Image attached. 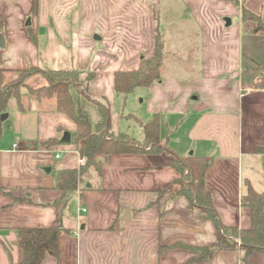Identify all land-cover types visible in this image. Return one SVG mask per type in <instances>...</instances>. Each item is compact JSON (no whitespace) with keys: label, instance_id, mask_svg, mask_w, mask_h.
Returning a JSON list of instances; mask_svg holds the SVG:
<instances>
[{"label":"crops","instance_id":"obj_1","mask_svg":"<svg viewBox=\"0 0 264 264\" xmlns=\"http://www.w3.org/2000/svg\"><path fill=\"white\" fill-rule=\"evenodd\" d=\"M241 1L0 0V68L9 70L6 80L28 68L75 69L83 80L94 73L84 90L111 106L114 72L138 69L159 34L163 79L135 88L141 89L138 114L126 117L145 121L157 114L159 140L172 152L211 157L204 186L218 216L247 229L244 181L255 188L251 173L264 174V165L256 167L264 161V35L252 31L254 22H242ZM244 5L264 19V0ZM170 63L182 71L166 72ZM30 77L35 87L46 83L40 73ZM25 90L8 100L10 120L0 113V129L8 125L0 130V187L23 197L17 201L0 190V264H17L23 256L17 228L60 221L68 230L59 236L60 255L46 254L41 264H245L240 249L214 250L198 260V248L216 242V228L184 196L158 195L178 173L167 165L171 159L157 154H95L100 171L90 167L67 200L54 202L60 194L55 172L77 169L85 158L73 143L74 121ZM76 97L94 130L96 104ZM110 114V131L117 134L111 108ZM10 132L13 138L6 139ZM64 132L69 142H62ZM176 244L186 247H171ZM247 264H264V253H250Z\"/></svg>","mask_w":264,"mask_h":264},{"label":"trees","instance_id":"obj_2","mask_svg":"<svg viewBox=\"0 0 264 264\" xmlns=\"http://www.w3.org/2000/svg\"><path fill=\"white\" fill-rule=\"evenodd\" d=\"M242 22H254L252 31L264 35V19L240 3ZM164 61V44L161 36L156 35L154 51L149 57H142L140 67L136 70H118L114 72V91L121 95L123 100L136 88L147 87L153 82H161L163 79L162 66ZM9 71L0 68V113H4L8 100L19 93L15 88L21 84L23 79L30 74L42 73L46 83L40 87L28 88L29 93L38 100L53 102V110L67 114L76 124V132L73 143L85 162L77 169L61 170L55 172L56 186L60 191L54 202L68 199L69 195L76 191L78 183L82 181L83 175L90 167L100 166L93 160L95 154L121 153H157V150L167 149L173 159L167 165L172 166L178 176L170 183L157 189L160 196L164 192L171 191L173 195L184 196L189 207L198 208L209 219L217 231V240L212 246L198 248L199 258H208L214 250H237L243 251V262L247 264L250 253L257 251L264 253V189L257 191L250 181H244V191L241 203L250 209L251 225L247 229L236 226H227L222 223L214 207L213 199L204 186L205 171L212 163L209 156L186 155L179 156L172 152L159 140V118L157 114L152 115L147 121L140 122L142 136L132 137L124 132L115 134L111 130V114L109 101L91 98L89 92L82 86L94 77L89 73L85 79H81L80 72L75 69L52 70L46 68H28L17 70L16 78L10 82L4 79V72ZM20 78V79H19ZM84 95L96 104L99 119L92 130L88 113L82 109L77 101V96ZM19 95V94H18ZM137 119L136 117H133ZM56 139H49L47 144L56 143ZM176 187V188H175ZM0 190L10 195L14 200H22L23 197L15 196L12 191ZM68 232L60 221L53 226L20 227L16 229L18 244L23 250L22 258L17 264H41L46 254L56 258L60 255L59 236ZM171 247H186L182 244Z\"/></svg>","mask_w":264,"mask_h":264},{"label":"rangeland","instance_id":"obj_3","mask_svg":"<svg viewBox=\"0 0 264 264\" xmlns=\"http://www.w3.org/2000/svg\"><path fill=\"white\" fill-rule=\"evenodd\" d=\"M178 16V14H177ZM161 21L163 22V16L161 17ZM183 52V51H182ZM182 53H180L179 55L180 56H184V55H181ZM178 64V63H177ZM170 66L168 67V69H165L166 72H169V71H174L176 73L182 71V66L178 64L177 65H174V64H169ZM36 74V73H35ZM43 78H44V83H45V76L40 73ZM17 75V73H16ZM30 76H33V74H30L28 76H26V78L23 79V82L21 84H16L15 88L18 89V91H23L24 93L26 92L25 89L28 90V88H36L35 86L38 85L36 84V82L30 80L31 77ZM16 77L10 79V80H6L5 78V81L6 82H10L11 80H14ZM20 79V78H19ZM35 85V86H34ZM40 85V84H39ZM23 87V88H22ZM83 88V86H82ZM84 89V88H83ZM139 88L137 89H134L128 96L127 98L125 99V101L123 100V97L121 95H116V97L114 98V101L112 102L110 108H111V112L113 114V122H112V126H113V129L116 131V130H120V132H124L132 137H136V138H140L142 136V128L140 126V122H145L147 120L144 121V118H141L139 115H138V119H142L143 121L141 120H138L136 121L135 119H133L134 116L136 115H131L129 117H126L127 114L129 113H132V114H138L137 111L139 110V107H140V104L138 102H140L141 100V96L139 95L137 97V94L139 92ZM32 96V94H30ZM33 97V96H32ZM123 100V101H122ZM4 114V113H2ZM1 114V115H2ZM122 114L125 115L124 117H122ZM128 116V115H127ZM120 118V119H119ZM10 120V119H7V118H4L2 119V121L4 120ZM2 128L3 129H0L2 132L4 131H7L8 130V125L6 123H3L2 124ZM13 134V133H12ZM11 132L10 133H6L5 135V138L6 139H12L14 135H12ZM162 143V142H160ZM163 145H166L168 148H170V146L166 143H162ZM172 149V148H170ZM157 155H159V157L163 160V159H173L172 157V154L167 150H163L160 149V150H157V153H155ZM189 154V153H188ZM264 165V161H259L256 163V167L258 169V167L261 168V166ZM263 173H261L260 171H257V170H253V172L251 173V176H252V179H253V182H254V185H255V188L256 190L258 191H261L262 188H263ZM255 177H259V178H255Z\"/></svg>","mask_w":264,"mask_h":264},{"label":"water","instance_id":"obj_4","mask_svg":"<svg viewBox=\"0 0 264 264\" xmlns=\"http://www.w3.org/2000/svg\"><path fill=\"white\" fill-rule=\"evenodd\" d=\"M226 24L228 25L230 23V20L228 18L225 19ZM1 43H2V38H1ZM1 46V45H0ZM7 113H4L1 115V118L4 119L6 118ZM62 142H69L70 141V133L69 132H64L62 138ZM191 153V152H190ZM128 213V210L125 211V214Z\"/></svg>","mask_w":264,"mask_h":264},{"label":"built area","instance_id":"obj_5","mask_svg":"<svg viewBox=\"0 0 264 264\" xmlns=\"http://www.w3.org/2000/svg\"><path fill=\"white\" fill-rule=\"evenodd\" d=\"M11 149H14V150L15 149H18V145L16 143H13ZM56 156H58V154H56ZM80 210L83 211V212H85L86 211V208L81 207Z\"/></svg>","mask_w":264,"mask_h":264}]
</instances>
